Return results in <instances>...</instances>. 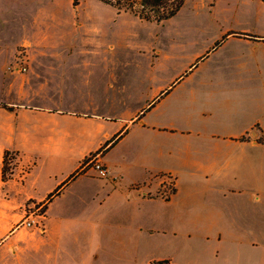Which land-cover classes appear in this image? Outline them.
Wrapping results in <instances>:
<instances>
[{
	"label": "rangeland",
	"instance_id": "obj_1",
	"mask_svg": "<svg viewBox=\"0 0 264 264\" xmlns=\"http://www.w3.org/2000/svg\"><path fill=\"white\" fill-rule=\"evenodd\" d=\"M73 1L0 0V98L31 105L90 106L92 116L104 118L102 124H90V147L105 143L127 124L129 128L104 153L115 179L109 170L102 176L95 169V159L104 154L94 152L80 164L90 177H79L66 197L52 204L50 215L65 210L76 215L80 210L75 208L88 207L90 234L79 232L64 239L62 253L45 258V264H147L162 257L172 258L175 264H211L215 241L205 240L200 216L206 202L222 201L216 191L218 177L206 179L205 171L223 146L211 135L239 133L259 118L264 123V39L244 35L264 36V3L186 0L174 17L157 22L118 14L115 7L99 0H78L77 5ZM26 39L34 46L46 44L47 49H34L35 88L21 98L6 91L8 82L19 77L4 65L15 54V61L28 54L21 44ZM209 73L216 79L219 74L223 77L204 82ZM216 82L231 88L232 98L219 100L213 115L204 118L201 110L207 106L205 100L216 99L210 95L219 88ZM44 84L47 88L39 91ZM161 88L171 90L163 95ZM159 97L143 117L147 125L139 119L133 123ZM74 127L85 135L89 131L81 122ZM166 127H188L194 132L177 135V129ZM18 165L14 159V172ZM72 165L59 169L49 164L42 169L65 171ZM159 170L174 174L160 171L154 176ZM175 174L179 192L169 202L142 198V188L138 192L130 187L154 176L149 184L158 183V194L171 196L177 191ZM82 195L88 198L86 203L79 199ZM244 200L235 196L226 201ZM46 210L43 203H28L16 227L23 229L24 236L45 234ZM26 219L41 222L43 229L21 225ZM238 260L242 262L224 257L222 264H247L246 257Z\"/></svg>",
	"mask_w": 264,
	"mask_h": 264
},
{
	"label": "crops",
	"instance_id": "obj_2",
	"mask_svg": "<svg viewBox=\"0 0 264 264\" xmlns=\"http://www.w3.org/2000/svg\"><path fill=\"white\" fill-rule=\"evenodd\" d=\"M261 39H264V36H261ZM21 44L26 46L28 52L29 67L26 71L28 74L17 69L15 54L13 60L4 67L6 69L9 65V68L13 70L10 74L16 75L20 79L13 78L5 88L9 93H17L21 98H24L30 94L32 88H35L32 85L35 76L34 68L31 66L33 57H35L34 49L45 50L47 45L39 43L34 46L29 39L24 40ZM219 48L220 46L215 48L214 52ZM154 58L158 57L154 56ZM204 63H208V61L206 60ZM215 75L214 73L206 74L203 77L204 82L218 81L223 77L219 74L220 79H216ZM236 76L238 77V74L231 76V80H234L233 78ZM15 79L19 80V83H16ZM215 84L219 88L209 92L216 99L214 101L205 100L204 105H207L205 106L207 108L202 105L204 108L201 110V114L204 118L213 115V108L219 100L232 98L231 88H222L217 82ZM44 88H47V84L40 85L38 90L42 91ZM166 89L161 88L159 94ZM2 104H7L10 108ZM90 111V106L80 109L74 103H63L59 107H55L52 105H31L23 100L0 98V264H45V258H55L62 253L60 248L64 245V239L78 235L79 232L90 234V209L88 207L75 208L74 210H80L76 215H70L66 210L55 215H50L49 212L56 200L66 197L74 181L84 175L90 177L87 173L70 181L59 195L47 203L45 234L34 232L29 236H24L23 229L16 227L24 217L23 209L28 203L45 204L49 194L63 184L87 156L103 146L104 143H100L98 146L90 147V124H102L104 119L101 114L95 113L97 115L92 116ZM138 121L137 118L133 123ZM79 122L89 128L87 135L74 127V124L78 125ZM140 122L142 126L147 125L143 118L140 119ZM127 126L128 124L124 127ZM163 128L165 127H160L159 130L162 131ZM166 128L177 129L178 134L177 132L171 133L177 135L191 136L190 134L194 132L188 127L183 129ZM245 134L246 138L243 137ZM197 135L204 137L203 132H198ZM211 138L215 142L223 144L220 153L215 154L213 169L211 167L205 171L206 179H210L213 175L218 177L216 191L222 201L215 204L206 202L200 216L204 222L205 240L207 242L215 241L211 264H222L224 257L238 262H242L238 260L239 257H246L247 264H264V123L259 118L245 124L244 129L239 133L213 132ZM6 150L16 152L19 165L13 178L4 182L2 169ZM106 154L102 156L101 160L105 165H108L104 159ZM49 164L53 167L57 166L59 169L70 164L73 165L65 171L42 169ZM23 167L28 169L20 173L19 170ZM107 167L111 173L110 177H113L111 167L109 165ZM160 171L165 170L155 171L154 176ZM165 172L173 173V171ZM152 178L144 182H133L130 187L135 188L138 192L142 188L140 191L142 198H161L166 202L171 201L179 192V177L177 191L169 197H165L162 193L158 194V183L149 184ZM104 181L108 182L106 178ZM140 182L143 185L136 186ZM235 196L245 197V200L235 203L226 201ZM80 198L85 203L88 200L85 195ZM165 258L169 257L157 259ZM152 260L154 259H151L147 264Z\"/></svg>",
	"mask_w": 264,
	"mask_h": 264
},
{
	"label": "trees",
	"instance_id": "obj_3",
	"mask_svg": "<svg viewBox=\"0 0 264 264\" xmlns=\"http://www.w3.org/2000/svg\"><path fill=\"white\" fill-rule=\"evenodd\" d=\"M105 4H108L110 6H113L117 9V13H130L132 15L137 16L138 18L142 20L147 21H157V22H163L167 21L170 18L174 17L184 6L186 0H99ZM264 3V0H261ZM74 5L78 4V0L73 1ZM249 38H261V36L250 34V33H244ZM220 44V42L217 43L216 47ZM171 90V89H170ZM170 90H165L162 92L163 95H166L169 93ZM162 95V96H163ZM164 97V96H163ZM162 97H159L156 101L152 102L149 109L145 110L143 113H141L138 117V119H142L147 111L152 109L156 103H158L159 99ZM5 107H9L7 104H2ZM129 131V128L124 127L121 129L118 133H116L113 137L108 139L103 146L97 150L95 153L102 152L103 154L107 152L110 148H112L120 139H122L125 134ZM13 153H16L11 150H6L4 152V159H3V169H2V175H3V181L7 182L8 180L12 179L14 176V167L12 166V161L14 159H17V155L15 156ZM83 164V162H82ZM83 174V169L81 166L73 172L69 178L61 185H59L52 193L49 194L47 197L45 206H47L48 202H51L53 198L56 195H59L63 188L69 184L70 181L76 179L79 175ZM169 197V196H168ZM149 264H175L172 259L165 258V259H154Z\"/></svg>",
	"mask_w": 264,
	"mask_h": 264
},
{
	"label": "built area",
	"instance_id": "obj_4",
	"mask_svg": "<svg viewBox=\"0 0 264 264\" xmlns=\"http://www.w3.org/2000/svg\"><path fill=\"white\" fill-rule=\"evenodd\" d=\"M28 64H29V60H28V56L25 54V55H22L18 61H16V65H17V69L20 71V72H25L28 70ZM95 169L99 172L100 175L102 176H106L108 174V169L105 167L104 164L101 163V160L100 159H95ZM21 225H24L25 227H28V226H36L38 228H40L41 230L43 229L42 228V224L41 222H38L36 221L35 219H26L24 221H22Z\"/></svg>",
	"mask_w": 264,
	"mask_h": 264
}]
</instances>
